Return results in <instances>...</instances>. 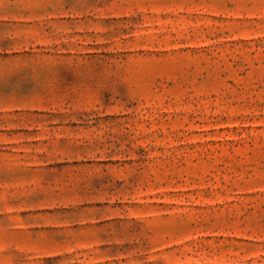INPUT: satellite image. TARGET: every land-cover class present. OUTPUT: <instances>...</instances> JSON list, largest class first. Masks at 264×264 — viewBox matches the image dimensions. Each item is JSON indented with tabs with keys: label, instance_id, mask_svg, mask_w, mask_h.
<instances>
[{
	"label": "rangeland",
	"instance_id": "374dc122",
	"mask_svg": "<svg viewBox=\"0 0 264 264\" xmlns=\"http://www.w3.org/2000/svg\"><path fill=\"white\" fill-rule=\"evenodd\" d=\"M0 264H264V0H0Z\"/></svg>",
	"mask_w": 264,
	"mask_h": 264
}]
</instances>
